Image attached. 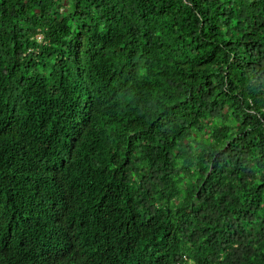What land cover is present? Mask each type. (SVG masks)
I'll return each mask as SVG.
<instances>
[{"label":"trees","instance_id":"1","mask_svg":"<svg viewBox=\"0 0 264 264\" xmlns=\"http://www.w3.org/2000/svg\"><path fill=\"white\" fill-rule=\"evenodd\" d=\"M184 257L264 264V0H0V264Z\"/></svg>","mask_w":264,"mask_h":264},{"label":"clouds","instance_id":"2","mask_svg":"<svg viewBox=\"0 0 264 264\" xmlns=\"http://www.w3.org/2000/svg\"><path fill=\"white\" fill-rule=\"evenodd\" d=\"M185 258V260H187V262L189 263V264H194L188 257H184Z\"/></svg>","mask_w":264,"mask_h":264},{"label":"rangeland","instance_id":"3","mask_svg":"<svg viewBox=\"0 0 264 264\" xmlns=\"http://www.w3.org/2000/svg\"><path fill=\"white\" fill-rule=\"evenodd\" d=\"M41 38H42V37H38V39H40V40H41Z\"/></svg>","mask_w":264,"mask_h":264}]
</instances>
